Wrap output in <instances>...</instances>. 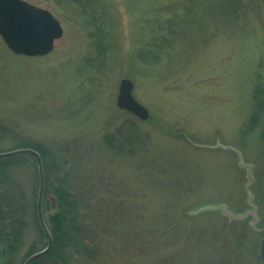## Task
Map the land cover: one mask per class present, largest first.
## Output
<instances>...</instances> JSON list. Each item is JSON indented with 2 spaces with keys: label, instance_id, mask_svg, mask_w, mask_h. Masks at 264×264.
Returning <instances> with one entry per match:
<instances>
[{
  "label": "rangeland",
  "instance_id": "374dc122",
  "mask_svg": "<svg viewBox=\"0 0 264 264\" xmlns=\"http://www.w3.org/2000/svg\"><path fill=\"white\" fill-rule=\"evenodd\" d=\"M25 1L52 13L62 35L43 56L15 54L0 37V151L40 141L67 168L91 261L175 264L176 253L180 264H261L264 230L253 218L205 207L242 215L251 194L255 227H264V109L255 129L248 123L260 83L264 97V0ZM122 78L147 120L117 108ZM142 166L151 178L138 176ZM25 217L14 264L45 245ZM232 230L246 234L237 252L224 246Z\"/></svg>",
  "mask_w": 264,
  "mask_h": 264
},
{
  "label": "trees",
  "instance_id": "16d2710c",
  "mask_svg": "<svg viewBox=\"0 0 264 264\" xmlns=\"http://www.w3.org/2000/svg\"><path fill=\"white\" fill-rule=\"evenodd\" d=\"M84 19L86 21L88 19L87 16H85ZM99 29L100 28H94L96 31ZM88 33L90 36L96 35L86 31L87 35ZM253 97V104L251 106L252 111L248 123H250V128L255 129V127L259 125L258 116L264 109V97L261 83L256 87ZM258 106L260 108L256 110ZM254 120L255 122H253ZM259 126L261 127L260 133L264 134V126L261 124ZM135 133H137V130L131 129L130 135H134ZM116 147L124 148L123 145H117ZM16 148H31L35 150L41 158L44 179L42 212L52 237V246L50 250L42 257L33 260L30 264H96L94 263L95 261H91L92 255L96 251L92 246L94 242L93 237L86 227V210L83 207L82 195L76 189L74 182L66 171L67 168L65 169L62 164L58 165L57 157L53 155V152H51L48 146L40 141H33L30 143L21 142L11 149ZM261 155L264 159V149ZM25 167H29L27 173L30 175L33 182V197L28 204H26L27 202L23 199L22 187L20 185V179L22 178L23 180V174L26 173V169L24 170ZM148 168L151 169L149 166ZM148 168L142 166L141 174L138 176L145 179L143 176L147 175L151 178L152 171ZM177 169L175 168V170H173L170 168V171L173 172L172 174H175ZM155 187H157V185ZM37 188V169L35 160L32 156L18 154L0 158V250L4 252L0 258L1 264H14L11 254L17 251L19 245L18 239H21V230L26 227L25 216L29 215V217L34 218L35 225L38 229V236L45 240V236L39 227L36 216ZM222 223L221 221L219 225ZM237 223L239 222L230 223L225 221L227 226L223 225L226 229H233L232 226H235ZM213 225L216 226V224ZM230 232L232 234L234 233L233 230ZM214 233L215 231H212L211 234ZM223 235L225 239H229L231 242L230 245L227 244L224 246L227 248L233 246L235 252H237V249H240L242 243L246 241V234L244 232L240 235H237V233L233 234L234 237L232 238L226 237V234ZM191 250L197 251L195 248ZM34 251L36 250L30 249L27 256ZM241 251H243V249H241ZM229 254L230 252L226 253V255ZM172 255L176 256L175 264H180L179 255H176V253ZM211 255L214 256L215 254L211 252ZM184 257L189 258V255ZM157 258H160V256ZM166 258L164 259L165 263L163 262L162 264H167ZM172 259L174 258H169V260ZM220 264H224V259Z\"/></svg>",
  "mask_w": 264,
  "mask_h": 264
},
{
  "label": "water",
  "instance_id": "95a60500",
  "mask_svg": "<svg viewBox=\"0 0 264 264\" xmlns=\"http://www.w3.org/2000/svg\"><path fill=\"white\" fill-rule=\"evenodd\" d=\"M62 35V27L59 21L47 9L33 5L25 0H0V36L13 53L25 56H43L52 50L53 42ZM132 82L128 78L119 81L116 96V106L125 110L139 120L148 119V110L141 105L132 95ZM18 154H27L34 158L38 188L36 196V216L39 226L45 236L46 243L43 248L31 253L22 264H30L33 260L45 255L52 246V237L45 223L42 213V194H43V169L39 154L31 148H17L0 152V158ZM244 164L240 161V166ZM248 170L250 166L246 165ZM249 183L252 181L250 171H248ZM252 196L248 195L247 204L251 208L250 212L242 215H233L224 206H206L205 209H220L229 220H241L250 215L253 218L251 227L255 231H262L256 228L257 217L254 203H251ZM2 254L0 253V256ZM259 258L264 264V231L259 242Z\"/></svg>",
  "mask_w": 264,
  "mask_h": 264
}]
</instances>
